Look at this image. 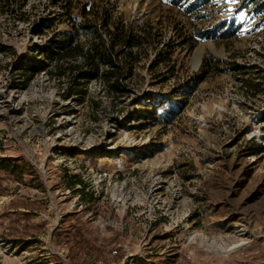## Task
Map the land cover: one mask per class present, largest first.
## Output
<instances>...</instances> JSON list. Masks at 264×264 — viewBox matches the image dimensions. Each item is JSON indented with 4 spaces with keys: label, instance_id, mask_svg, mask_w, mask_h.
<instances>
[{
    "label": "rangeland",
    "instance_id": "374dc122",
    "mask_svg": "<svg viewBox=\"0 0 264 264\" xmlns=\"http://www.w3.org/2000/svg\"><path fill=\"white\" fill-rule=\"evenodd\" d=\"M257 9L0 0V264H264V152L247 154L264 137ZM120 31L144 38L122 94L97 80L65 98L54 64L14 86L35 47Z\"/></svg>",
    "mask_w": 264,
    "mask_h": 264
},
{
    "label": "trees",
    "instance_id": "16d2710c",
    "mask_svg": "<svg viewBox=\"0 0 264 264\" xmlns=\"http://www.w3.org/2000/svg\"><path fill=\"white\" fill-rule=\"evenodd\" d=\"M248 3L258 8L257 13L264 15V0H248ZM143 40L144 38L135 36L130 31H120L108 42L99 40L83 48L73 35H62L55 41L35 47L34 53L39 54V57L22 61L18 67L21 71L18 74L20 80L14 86L25 89L34 76L54 64L57 75L68 78L65 98L84 93V86L97 80L105 84L109 93L120 95L123 93L122 70L127 61L130 63L134 59L132 47H140ZM247 151L248 156H257L264 152V137L260 144L249 146ZM0 169L11 171L12 167L9 162L0 160Z\"/></svg>",
    "mask_w": 264,
    "mask_h": 264
},
{
    "label": "bare ground",
    "instance_id": "6f19581e",
    "mask_svg": "<svg viewBox=\"0 0 264 264\" xmlns=\"http://www.w3.org/2000/svg\"><path fill=\"white\" fill-rule=\"evenodd\" d=\"M199 57H200V54L197 53L196 56H195V58H194V62H195V63L199 60Z\"/></svg>",
    "mask_w": 264,
    "mask_h": 264
},
{
    "label": "snow or ice",
    "instance_id": "6c2138e0",
    "mask_svg": "<svg viewBox=\"0 0 264 264\" xmlns=\"http://www.w3.org/2000/svg\"><path fill=\"white\" fill-rule=\"evenodd\" d=\"M229 2H235V0H229ZM241 18H243V16H241Z\"/></svg>",
    "mask_w": 264,
    "mask_h": 264
}]
</instances>
